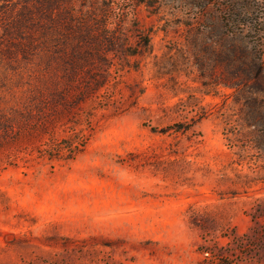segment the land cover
<instances>
[{
	"label": "rangeland",
	"instance_id": "obj_1",
	"mask_svg": "<svg viewBox=\"0 0 264 264\" xmlns=\"http://www.w3.org/2000/svg\"><path fill=\"white\" fill-rule=\"evenodd\" d=\"M107 2L151 47L110 54L74 160L71 117L0 149V264H264V0Z\"/></svg>",
	"mask_w": 264,
	"mask_h": 264
},
{
	"label": "trees",
	"instance_id": "obj_2",
	"mask_svg": "<svg viewBox=\"0 0 264 264\" xmlns=\"http://www.w3.org/2000/svg\"><path fill=\"white\" fill-rule=\"evenodd\" d=\"M19 1V7L0 6V59L21 72L9 86H0L11 93L10 98L0 94V149L18 143L24 125L37 116H45L47 123L71 117L80 127L77 145L64 140L60 151L72 149L65 159L74 160L89 136L84 119L90 117L82 105L97 97L112 76L121 78L123 69L110 54L121 50L125 57L140 56L150 49L149 38L145 35L135 47L139 52L130 54L107 0H81L79 5L75 0ZM12 98L15 105L5 106Z\"/></svg>",
	"mask_w": 264,
	"mask_h": 264
}]
</instances>
